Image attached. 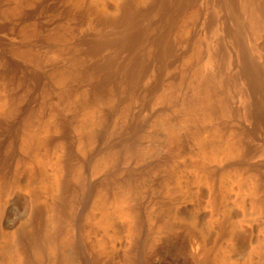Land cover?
<instances>
[{
  "label": "bare ground",
  "instance_id": "6f19581e",
  "mask_svg": "<svg viewBox=\"0 0 264 264\" xmlns=\"http://www.w3.org/2000/svg\"><path fill=\"white\" fill-rule=\"evenodd\" d=\"M112 1L111 6H107L101 0H67V2L64 0H10L16 8L24 11L23 15L29 17L37 15L43 9L62 12L61 14L65 16L69 24L55 41V56L56 53L57 56L65 54L69 46L76 45L82 46L85 58L76 56L80 54L77 52L74 54L73 50L74 59H71L67 65H54L53 69L46 71L43 68V61L34 59L29 53L25 52L19 55L21 60H15L13 54L8 53L10 51H0V73L5 80H0V89L3 90L2 92L9 93L6 96L3 94L5 98L0 99V167L4 168L3 171L8 175L9 168L12 167L11 164L15 159L32 161L34 163L33 195L36 197L35 207L27 223L22 224L15 233L5 235L4 243L0 244V264H95L97 250L93 245L95 255L86 245V241L93 234L99 235V253L105 249L106 242H110L114 247L115 224L118 220L127 225L130 240L129 249L126 255L124 254L127 258L125 264H154L152 244L157 228L154 229V220L149 217L153 215V212L147 216L145 211L143 212L144 205L147 206L145 199L147 197L146 200H148L149 197H145L146 190L142 192L143 182L151 176L156 180V175L157 178L160 175L168 180V185L165 186L166 182L163 185L164 199L159 201L160 214L155 217L159 218L160 222L163 220L162 225L168 227L172 220L168 221L162 215L172 214L175 204L184 203L187 198L181 185L178 187L179 192L176 191L175 185V187L169 186L177 180L180 181L183 165L188 164L190 166L188 168H193L203 176L213 177L217 166L221 167L218 164L232 162L238 158L234 157L237 156L236 147L231 148L232 144L229 143L231 146L229 147L225 144L226 142H222L221 145L222 138L219 132L214 131L215 126L210 120V105L206 103L208 100L199 108L201 110L199 112H202L200 116L203 121L202 126L195 123V111L187 118V121L179 122L178 126H172L169 123L170 126L165 127L164 142L157 144L143 134L140 135L141 130L144 132L148 127L145 120L139 117L134 118L135 122L129 120L132 108L130 109L129 104L126 103L125 97L118 94L120 91L116 92L118 96L114 91L115 95L106 99L104 86L110 80L126 78L130 82L129 92H132V89L146 78L150 71V64L155 59L166 66L172 63L176 41L194 35L202 23L201 20L206 18L209 20L213 34L210 38L217 39L218 42L214 43L219 47L213 46L214 43L207 41L206 38L203 39L206 41L200 40L193 43L191 56L186 63L192 64L196 72H193V79L190 77L193 82L190 81L189 84L193 83L191 87H195L197 91L204 90L203 93H206L208 89L205 87L206 82L202 81L200 71L203 65H217L212 62L217 60L221 53L222 64L234 70L232 74L227 68L232 74L229 76V72H226L231 80H227L228 83L243 88L247 97H253L252 100L251 97L243 98L245 94L240 90L243 93L239 95L244 94L242 99L249 100L248 106L244 105L243 108L249 107L258 126L260 124V130H264V70L262 65V68L260 67L259 59L256 58L257 54L253 53L254 50L248 41L251 33L258 35L264 32V0ZM80 25L86 26L87 30L83 32L86 33L85 37L74 35V32L78 31L77 26ZM71 32L73 37L69 39ZM148 46L155 48V53L151 56L146 53ZM90 56H96V58L100 56L101 59L86 63L87 57ZM150 57L155 59L150 61ZM90 59L87 60L90 61ZM204 69L206 70V67ZM213 69L214 67L210 70ZM213 71L212 77L215 76ZM216 71L219 73L221 70ZM204 75L205 78L207 71ZM210 89L212 92L213 89ZM157 97L167 102V96L166 98L165 95L159 94ZM172 98L171 101H173ZM184 108L187 110L183 106ZM227 112L230 114L229 111ZM47 114L48 117H52V121L61 118L64 122L63 128L59 124L61 127L58 126L59 129L55 130L51 126L54 122L50 123L51 120H47ZM55 116L59 118L53 120ZM161 120L163 119L158 121ZM158 121L154 123L156 128L159 126ZM190 121H194L195 128L197 126L202 128L190 129ZM166 122L162 125L164 126ZM211 125L214 126L213 129H210ZM129 128L133 131L131 135L127 134ZM188 130L189 132L197 131L193 137L189 136L193 138V149L187 146H190L188 142L190 139L187 140L188 144L184 141V137H188V134L184 137L183 135H186ZM20 133L23 135L21 146L18 147L19 149L11 148L10 144L8 145L11 143L9 139L12 137L16 139ZM228 133H230L229 130ZM260 133L254 130L250 134L260 139L263 135L264 138V131L263 134L260 135ZM105 142H108L110 147L103 151L102 144ZM146 144L151 150L154 147L164 148L167 153L165 165H163L164 161L163 163L161 161V164L154 160L155 162L151 164L140 163L141 165L137 166L140 159L142 162L147 159ZM53 149L59 151L57 158L48 157ZM193 152H196L194 154L196 157L191 156L190 159L192 157L193 159L189 160V163L186 160L182 163L180 157ZM160 154L163 153L160 152ZM158 164L159 169H154ZM215 173L217 174L216 171ZM215 178L213 177L214 180ZM13 184L10 181H4L2 185L6 194L9 193ZM220 185L222 184L219 183ZM240 186L242 190L239 195L242 197L238 196V198L244 202L249 197L252 200L254 194L250 193V190L246 191L243 184L240 183ZM224 195L221 193L218 197L223 198ZM83 232H86L88 238ZM228 235L232 240L233 229H229ZM1 237L2 234H0ZM213 258L212 254L207 255V258L203 260L204 264H212L214 260L217 264H226V255L223 253Z\"/></svg>",
  "mask_w": 264,
  "mask_h": 264
},
{
  "label": "rangeland",
  "instance_id": "374dc122",
  "mask_svg": "<svg viewBox=\"0 0 264 264\" xmlns=\"http://www.w3.org/2000/svg\"><path fill=\"white\" fill-rule=\"evenodd\" d=\"M64 1L67 2V0ZM101 1L107 6H111V3L113 2L112 0H101ZM27 5L26 7L30 6ZM19 10L21 9L18 7L16 8V6L13 3H11L10 0L8 1L0 0V49H1L0 51H10L8 53L10 54L12 53L13 54L12 56L15 60H21L20 56L25 52L29 53L30 55L33 56L34 59L40 62L43 61L42 62L43 68L46 71L53 69L54 65L55 66L58 65L65 66V64L67 65L68 62L71 61V59H74L73 55L76 54V52L80 54V55L76 54V56L79 57L82 56L83 58H85L82 46H76V45L75 46L73 45V47L69 46L67 48L68 50L65 51L66 53L65 54L63 53L64 55L62 54L60 56L59 55L57 56L56 53L55 56V51H56L54 49L56 45L55 41L56 39H58L59 34L62 33L63 29L67 26V24H69L65 16L61 14L62 12L52 11V10L47 11V9H43L37 15L29 17L23 15L24 11L22 10L19 11ZM201 21L202 23H200V26L196 29L197 32L194 35L188 37L187 39L176 41L177 43L175 44L176 50L174 49L175 60L173 58L171 64L169 63L166 66L163 65L161 62H159V60L157 61L155 57L154 58L150 57V61H153L154 59L155 60L152 62V64L149 63L151 67L149 68L150 71L147 74L148 76L146 75V78H144L145 80L143 79L144 81L142 80L140 82L141 84L139 83L135 88H133L132 92H129L130 82L128 79L123 78L122 80L120 78H117V80L115 79V80H110V82L108 81L109 84L107 83L106 86H104V90L106 89V91H104V97L106 96L105 97L106 99H108L109 97L111 98L113 97V94L115 95L116 92L120 91L121 93L118 92V94L120 96L123 95L122 97L123 98L125 97L124 99L125 101H127L126 103L129 104L130 109L132 108L129 114L130 115L129 120L135 122V119H137V117L145 120L148 127L144 132L141 130L140 135L143 134L145 137H147L152 142L157 144H159L160 142H164L165 127H167L169 123L172 126L175 125L178 126L182 120L187 121L188 120L187 118L189 116H192L191 114L195 111H196L195 123L197 122L198 126H202L201 124L203 121H201L202 119L200 117L202 112H199L200 110L199 108L200 106H203V102H206L208 100L206 103L210 105L209 106L210 114H211L210 120L212 124L215 126L214 127L213 125H211L210 129H213L214 127L215 128L214 131H216L217 133L219 132L218 133L219 136L223 139V140L220 139L221 145L222 142L223 143L226 142L225 144L227 146L229 147L232 146L231 148H235V147L237 148V150L235 148V153L237 154V156L234 157H238V158H235L234 161L232 162L229 161L230 163L223 162L218 164L221 167L217 166V169H215L217 174L214 171L212 175L214 178L216 177L215 178L216 180H214L213 177L210 176L209 177L203 176L199 172H196L193 168H188L190 167L188 164H185L187 167L182 164L183 167L181 170L182 172H181L180 181L177 180L175 183L169 184V186H173V187L176 186L175 189L176 191L179 192L178 187L179 185H181V187L183 188V190L187 195V198L184 203L179 202L175 204L174 206L175 209L173 210L174 212L172 214L167 213L166 215H162L165 217V219H168V221L172 220L171 225L168 226L169 228L165 225H162L163 220L160 222L159 218H155L156 215L160 214L159 205L161 203L159 204V201L161 202V200L164 199L163 198L164 194H162L163 185L165 182H166L165 186L168 185V180L163 179L160 175H158L157 178L156 175L155 176L156 180L151 176L148 177L146 181L143 182L144 184L142 185L143 188L141 187L143 191L142 189L141 191L144 192L146 190L145 197L149 196L148 200H146L147 197L145 199V201L147 202L145 204H147V206L144 205L143 212L145 211L144 213L146 216L150 215L149 213L153 212L152 213L153 215L149 217H151L150 219L154 220L155 223L154 229L155 228L158 229V232L157 229H155L156 230L154 234L155 243L153 242L152 244V256L154 257L153 260L154 264H202V263L204 264L203 260L205 257L207 258V255L212 254V256L216 258L218 255H221L222 253L226 255V259H227L226 264H255V263L264 264V255H263L264 254L263 253L264 252V245H263L264 244V138L263 135L260 136L261 137L260 139L258 137H254V134H250L251 132L253 133L254 130H257V132L258 131L261 132L260 133L261 135L263 134L264 130L262 131L260 130L259 128L260 124L258 126V124L255 121V118L253 117V114L251 113L252 111H250L249 107H247L249 100L246 99L248 98L250 99L251 96L247 97L245 91H243L244 90L243 88L242 90L238 86L237 88L235 84L228 83L227 80H229V76H232V74L234 73L232 71L234 70L222 64L221 53L219 58L216 57L220 64L216 62L217 60L215 61L213 60L212 62L213 64L217 63L218 66L217 65L212 66V64L211 66L203 65L202 66L203 69L200 71V73L202 72L201 75L203 79L201 80L204 83L206 82L205 83L206 89L209 90L210 88H212L213 93L211 92V89L209 91L207 90L206 93H203L204 90L197 91L195 87L194 88L191 87L192 86L191 84L193 83L189 84L190 81H192L191 78L192 79L194 78L193 72L194 73L196 72L195 71L196 68L194 69L192 64L186 63L187 60H189L188 57L191 56L190 53L192 51L191 49L193 43L200 40L202 41L209 40L213 43L218 42L217 39L214 40L215 38H210L213 37V34L211 32L212 29H211V24H209V20L206 18L205 20H201ZM77 28L78 31L76 33L74 32L75 37H77V35L78 36L82 35L83 37L86 34L83 33L87 30L86 26L80 25L77 26ZM72 37H73V33L71 32L69 39H72ZM205 38L206 40H203ZM248 41L250 43V47L254 50L253 53L257 54L256 58L259 59L260 67L262 68L263 66L262 70H264V32L258 35H254L251 33L250 39ZM215 43L213 44V46H216V48L219 47V45ZM70 47L72 48L71 51H70L71 49ZM154 50L155 48L153 46H148L146 53L148 55L150 54L151 56L155 53ZM72 51L74 52V54ZM88 58L89 59L91 58L90 61L87 60ZM87 59H86V63H92L93 61L95 62L97 59L98 61H100L101 57L97 56L96 58V56L93 57L90 56L87 57ZM189 65H191L192 67L191 66L189 67ZM222 65H224V67ZM215 66H217V68ZM204 67H206V70L204 69ZM209 67L210 69H212V67H214V69L216 68L215 71H213L214 69L212 70L213 75L215 72V76L212 77L211 74L212 71L209 69ZM227 68L231 70L230 72L232 74L229 72V69ZM217 69L221 71H219V73H216L218 72L216 71ZM203 71L205 72L204 73L205 75L207 71L206 76L203 74ZM226 72L227 73L229 72L230 75L226 74ZM20 75L22 76V74ZM203 75L205 76L206 79L203 77ZM225 75L226 76L229 75V76L226 77ZM2 78H3L2 74L0 73V80ZM215 79H217V81ZM220 79L223 81L221 82ZM2 81L5 80L2 79ZM214 81L219 83V85L216 84ZM123 85L125 87H123ZM220 85L223 86L222 89H220L221 88ZM227 88L228 91L226 90ZM0 90H1L0 96H2L0 97V99H4L7 94L9 95V93L2 92L3 91L2 89ZM240 90L244 92L246 97L244 96V94H243L244 97L242 95H239L243 93ZM247 91H249V89H247ZM3 94L5 96H3ZM118 94L116 93L117 96ZM159 94L161 96L162 95L163 96L165 95V97L167 96L168 97V99H166L167 102L159 100L157 97L159 96ZM242 97L246 99H242ZM171 98L173 101H171ZM252 98L253 97H251V100ZM221 101L224 104L221 103ZM244 105H247L245 106L246 108L245 107L243 108ZM183 106L186 107L187 110H185V108L183 109ZM187 107L190 109H188ZM227 111H229L230 114H228ZM38 114L39 113H37V115ZM51 114H49V116H51ZM52 116L54 115L52 114ZM47 118H48L47 120H51L50 123L54 122L51 123V126H53L55 130H57V128L59 129V127L61 126L63 128L64 122L61 121L62 120L61 118L55 116L53 120L55 118H59L60 120L57 119L55 121H52V117H48V114H47ZM160 119L163 120L158 121ZM156 120L158 121L157 122V124L159 125L158 128L154 126ZM166 121H168V123ZM164 122L166 123L163 126L162 124ZM193 122L194 121H190L189 124L190 127L188 126L190 129H192V127L194 129L197 125V123L195 125ZM198 126L197 128H195V130L196 129L199 130L200 128H202V127L199 128ZM130 129L131 128L127 129L128 135L133 134V131ZM228 130L230 133H228ZM192 131L190 130L189 132L188 130L186 132V135H183V137L187 136V134L188 137L189 136L193 137L195 132L197 131L195 132L194 130ZM22 136L23 135L20 133V135L18 136L19 138L17 137L19 140L17 138L13 139L12 137L11 139H9V142L11 143H8V145L10 144L9 146L11 148L20 147L21 141L23 139ZM188 137H186L187 139L184 137V141L186 144H188L189 142L190 146L189 145L187 146L193 149L194 148L193 138L192 137L188 138ZM152 138H154L155 140ZM188 139L190 140L187 142ZM227 142L228 144L231 143L232 145L231 146L230 144L228 145ZM108 147H110V144L108 142L102 144L103 151L107 150ZM146 148H148V151L146 157L147 159L146 161H144L145 164L140 159L138 161L139 164L137 165L136 163L138 167L141 165L140 163H143V165L146 164L148 165V163L151 164L152 162L155 161H159V163H161V161L163 163L164 161L165 163L163 165L166 164L167 160H165V157L167 156V153L163 147H160L162 148L163 151L159 147H154V148L151 147L152 148L151 150L149 146H147V144H146ZM54 151L56 150L53 149L52 151H50L51 154L48 153L49 154L48 157L57 158L59 156V151L58 150L56 152ZM237 151L240 154L237 153ZM160 152L163 154L161 155ZM235 153L234 155H236ZM191 154L186 153L182 155L180 157L182 163L183 162L185 163V160L187 161V163H189L193 159V157L194 158L196 157V155H194L196 154V152H193ZM43 155L45 156V154ZM191 156H193L192 159H190ZM45 157H47V155ZM224 164H228V165L230 164L229 165L230 167ZM11 166L12 167L9 168L8 175L7 173L5 174V172L3 171L4 168L2 169L0 167L1 168L0 169V234H2V237L0 238V244L4 243L5 235H10L15 233L22 224L27 223L36 204V197H34L33 195L34 179L32 178V172H33L32 170L34 163H32V161L30 162L29 160L22 161V159L21 160L15 159L13 161V164H11ZM159 167L160 166L158 164L157 167L155 166L154 169L156 168L159 169ZM235 167L237 168L239 167V168L237 169ZM246 173L249 176L246 175ZM219 174L222 175L219 176ZM229 175H231V177ZM7 176L10 177L7 178ZM237 177L238 179H236ZM5 179L7 181H10L11 184L14 183L13 184L14 188L12 187L8 194H6L3 190L2 184H4V181L6 182ZM98 180L100 181V179ZM210 180L211 182H209ZM246 181L249 182L247 183ZM219 183L222 184L223 186L222 185L219 186ZM240 183L243 184V186H245L243 188H246V191L250 190V193L254 194V195L252 194L253 195L252 200L250 197L247 198L251 202H249L248 200L244 202L243 200H240V198H238V196L242 197L241 195H239V193L242 190V188L240 190L241 187ZM249 183L250 185H248ZM258 183L262 186H260ZM221 193L223 195L225 194L223 198L218 197V195L221 196ZM237 198L239 199V202L237 201ZM86 209L88 210V207H86ZM125 225L126 224L121 222L120 220H118L115 224V231H114L115 234L113 238L114 239L113 244L115 248L112 247V244L110 242H106L105 249L101 253H99L98 250L100 249L98 248V237L100 236L99 235L96 236L95 234H93L90 237V239H88L89 241L88 240L86 241V245L89 246L90 250L95 255L96 253L94 251V248L97 250L98 255H96L95 258V264H125L127 259L125 258L126 255L125 253L128 251L130 245V240L127 234V225L126 228ZM156 225L157 227H155ZM229 229H233L232 240L229 238L228 235ZM83 233L88 238L86 232ZM81 236L83 237V235ZM84 239L86 240V238ZM107 241L110 240L107 239ZM93 245L95 246L94 248L92 247ZM117 247L119 250L117 249ZM260 253L261 255H259ZM212 264H217V263L214 260Z\"/></svg>",
  "mask_w": 264,
  "mask_h": 264
}]
</instances>
